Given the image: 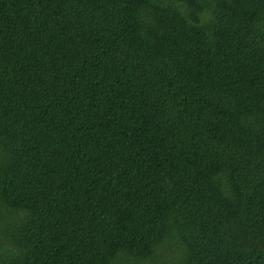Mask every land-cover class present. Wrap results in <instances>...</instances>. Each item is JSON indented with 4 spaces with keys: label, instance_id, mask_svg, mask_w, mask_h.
<instances>
[{
    "label": "trees",
    "instance_id": "1",
    "mask_svg": "<svg viewBox=\"0 0 264 264\" xmlns=\"http://www.w3.org/2000/svg\"><path fill=\"white\" fill-rule=\"evenodd\" d=\"M0 264H264V0H0Z\"/></svg>",
    "mask_w": 264,
    "mask_h": 264
}]
</instances>
